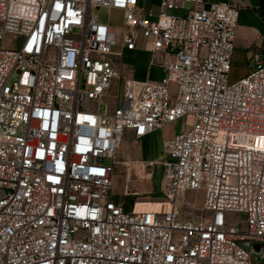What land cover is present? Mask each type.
Wrapping results in <instances>:
<instances>
[{"label": "built area", "instance_id": "obj_1", "mask_svg": "<svg viewBox=\"0 0 264 264\" xmlns=\"http://www.w3.org/2000/svg\"><path fill=\"white\" fill-rule=\"evenodd\" d=\"M158 7L0 0V264H264L251 246L264 244V57L230 80L238 5ZM101 9L122 12L121 31ZM139 37L164 75L123 79L111 106L122 80L111 48ZM173 124L160 162L141 164L149 178L162 167L169 210L128 207L112 191L125 133L139 142ZM194 191L196 221L175 207Z\"/></svg>", "mask_w": 264, "mask_h": 264}, {"label": "rangeland", "instance_id": "obj_2", "mask_svg": "<svg viewBox=\"0 0 264 264\" xmlns=\"http://www.w3.org/2000/svg\"><path fill=\"white\" fill-rule=\"evenodd\" d=\"M154 15L158 14V9H154ZM171 14H180L175 10H170ZM100 21L108 22L116 32L122 30V12L120 10H105L98 11ZM21 42V38L11 41L10 37L5 39L4 44L9 47H17ZM120 50L119 46H113L112 52ZM117 59L121 62L122 67L130 69L137 65V56L134 52H125L119 55ZM153 76H157L159 80L163 77L161 69H154ZM157 74V75H156ZM14 77L12 80H15ZM122 83L118 81L113 83L111 90L108 93L106 100L112 105L115 99L119 102L122 99ZM103 110V105L100 106ZM179 129V124H173L161 131L153 134L152 140L149 143L133 142L125 136V140L120 148L119 161L122 162L116 167L112 179V191L116 198L123 204L131 207L136 205V210H145L149 207L153 211H167L169 205L162 194V167L160 164L155 165L148 171L153 172L151 178L145 173L141 164L148 161L160 162L162 157L161 141ZM109 162L106 161L105 164ZM202 192L194 191L187 193H179L175 198V207L183 218L190 220H199L202 214ZM253 255L262 259L264 262V244L260 242L251 243Z\"/></svg>", "mask_w": 264, "mask_h": 264}, {"label": "crops", "instance_id": "obj_3", "mask_svg": "<svg viewBox=\"0 0 264 264\" xmlns=\"http://www.w3.org/2000/svg\"><path fill=\"white\" fill-rule=\"evenodd\" d=\"M208 2L224 1L231 4L238 5L239 16L236 28V36L234 40V49L232 53V66L229 78L231 81H236L241 77L247 75L253 68L252 55L254 52H260L264 57V0H205ZM141 5L145 9H154L159 11V0H141ZM154 13V12H153ZM104 22V21H103ZM108 23V22H104ZM113 31L114 28H112ZM119 46V45H117ZM120 47V46H119ZM150 46L142 37L136 42L135 50H125L120 47L116 50L115 54L121 55L125 52H134L137 56V65L130 69L124 68L117 57L113 58L115 68L120 72L122 80L129 78L137 81H158L157 76H153L154 69H160L155 65H151ZM157 75V74H156ZM123 84V83H122ZM125 136L130 140L132 137L131 132H126ZM153 135L143 139L141 142L149 143ZM170 137V136H169ZM145 210H150L149 207ZM153 211V210H151Z\"/></svg>", "mask_w": 264, "mask_h": 264}]
</instances>
